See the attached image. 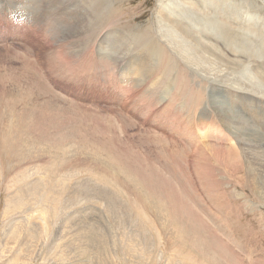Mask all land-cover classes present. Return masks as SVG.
I'll return each instance as SVG.
<instances>
[{
    "label": "rangeland",
    "instance_id": "obj_1",
    "mask_svg": "<svg viewBox=\"0 0 264 264\" xmlns=\"http://www.w3.org/2000/svg\"><path fill=\"white\" fill-rule=\"evenodd\" d=\"M1 1L2 15L9 13L10 4L16 12L26 13L30 23L40 16L51 43L40 42L38 48L33 25L18 27L17 37L12 25L6 30V24H0V45L5 44L0 54L11 53L14 42H19L30 47L34 58L23 60L25 64L6 58L15 63L11 65L0 57V106L3 99L21 94L22 101L12 104L26 111L27 125L30 111L46 108L58 131L67 132L61 138V149L70 151L67 158L84 160V164L74 160L62 170L73 186L79 181L75 187L70 182L67 195L52 193L48 187L49 171L45 169L54 142L52 148L47 143L38 145L47 153L44 160H35L40 163L19 157L0 166V264H264V0H103V14L114 9L121 15L101 32L88 34L87 29L84 35L80 11L90 0ZM91 18L96 21L95 16ZM174 18L193 34L174 27ZM219 24L234 37L225 38ZM87 35L94 39L89 52ZM148 37L169 44V49L180 45L178 53H194L189 55L193 59L197 50L207 63L203 68L181 65L184 74L170 71L167 61L139 46ZM57 52L62 55L59 67L50 68L44 59ZM25 72L44 78L51 95L38 92L44 88L42 80L37 87ZM207 73L212 77H206ZM196 95L201 100L195 106ZM129 98L156 109L149 111L141 104L139 113L148 115L142 122L140 114L137 117L126 109ZM163 108L178 115L185 108L196 109L202 124L194 134L203 143L193 146L194 142L174 140L172 132L168 136L166 123L154 120ZM209 111L219 118L207 115ZM120 112L132 123L121 119ZM55 125L45 127L57 135ZM222 127L224 131L219 132ZM32 148L38 150L35 144ZM57 150L53 148L54 156ZM19 175L32 182L37 178L39 198L35 190L16 192L18 186L9 182ZM12 192L18 197L9 205L16 201L11 207L19 209L5 204ZM18 198L22 199L18 202ZM53 200L59 203L57 211L50 205Z\"/></svg>",
    "mask_w": 264,
    "mask_h": 264
},
{
    "label": "bare ground",
    "instance_id": "obj_2",
    "mask_svg": "<svg viewBox=\"0 0 264 264\" xmlns=\"http://www.w3.org/2000/svg\"><path fill=\"white\" fill-rule=\"evenodd\" d=\"M3 1H1L0 3H2ZM10 2L11 3H13V2H15L14 0H10ZM96 2H98V3H96ZM108 2V1H107ZM106 2V3H107ZM7 3V2H6ZM94 3H96L95 4V9H93V12L92 13H90L89 12V9H91L92 8V5L94 4ZM103 0H92V2H91V0H90V4L89 5H86L81 11H80V14L82 15V22H81V24H80V30H81V32H82V35H84V33H86L87 31V29H88V34H93V33H96V32H98V31H102V29H103V27H108V26H111V25H113L115 22H113L112 23V20L114 19V18H118V16H120L119 15V11L118 10H115V11H113L112 10V12H109V13H104L103 14V12H101L102 10H103ZM189 6H191V5H189ZM4 7V6H3ZM9 7H10V9H9V13L8 14H6V15H2V11H1V9H0V24H3V25H5L6 27H3L4 29H8L7 28V26H8V24H10V25H12L13 26V28H15V31L16 32H14V34L13 35H15V36H17V37H19V33H18V31H19V28L18 27H24V28H26V27H29V26H31V25H33V29L35 30V34H36V37H37V41H35L36 42V46L38 47V48H40L41 47V45L39 44L40 42H45V43H51L50 41H48L47 39H46V36H47V25H46V22L44 21V20H42L41 18H40V16H35L34 18H33V23H30V21L29 20H27V14L26 13H22V12H16L15 11V9H13V8H11V6H10V4H9ZM111 10V9H110ZM12 11H14V12H12ZM105 11H106V9H105ZM162 13V16H165V13H163V12H161ZM93 15V16H95L96 17V21H94L92 18H91V15ZM116 15V17H114ZM167 17V16H166ZM173 17V16H172ZM23 18L25 19L24 21V23H22L23 22ZM179 18V17H178ZM105 19H107L105 22H103ZM174 20H175V24L176 25H174V27L176 26V27H178L179 28V30L181 29L185 34H187V35H189V33H191L192 31H190V30H188V28H186V26H185V24H183V22L180 20V19H177V18H174ZM37 21H38V23H37ZM86 22H87V24H86ZM101 22H103L102 24H101ZM186 23V22H185ZM203 24V23H202ZM188 25V24H187ZM191 26V25H190ZM152 27V26H151ZM150 27V28H151ZM177 28V29H178ZM219 30H220V32L224 35V37L225 38H228V37H230V36H233L234 37V35H232V33L230 32V30H229V28H225V26L223 25V24H219ZM145 30V29H144ZM147 30V29H146ZM100 31V32H101ZM194 31V30H193ZM197 31V30H196ZM196 31H194V33L196 32ZM99 32V33H100ZM143 32V31H142ZM150 32V31H149ZM4 33H7V31L6 32H4ZM98 33V34H99ZM184 33H182V34H184ZM146 34V33H145ZM192 34H193V32H192ZM21 35H22V31H21ZM147 35V34H146ZM180 35V34H179ZM148 36V35H147ZM222 36V35H221ZM11 37V36H10ZM9 37V38H10ZM20 37H24V35L23 36H20ZM144 37V36H143ZM176 37V36H175ZM183 37V36H182ZM223 37V38H224ZM233 37H231V38H233ZM145 38V37H144ZM186 38V37H185ZM136 39H137V36H136ZM135 39V41H137ZM192 39V38H191ZM140 40H142V39H140ZM212 40V39H211ZM2 41V37L0 36V42ZM93 41H94V39L93 40H91L90 39V37H88V35H87V37H86V47H87V49H86V51L88 50V52L90 51V48H91V45H92V43H93ZM133 41H134V39H133ZM206 41V40H205ZM160 42V41H159ZM159 42H157L155 39H153V38H150V37H148V38H146L140 45L138 44V43H136L137 45H139L140 47H145L144 49L146 50V51H148L150 54H153V55H156L157 57H159L160 59H162L163 61H167V68L170 70V71H180L182 74H184V72L180 69V67H181V65H186V66H188L189 68L191 67V66H196L197 68H199V67H202L203 66V64H206L207 62H206V60L204 59V55L203 54H201L199 51H197V50H195L196 51V53H195V59H193V57H191V56H189V55H193L194 53L193 52H195V51H193V52H191V53H193V54H189V55H182V54H179L178 53V49H179V47H180V45H178L179 47H178V49H169V44L167 45V44H165V43H159ZM195 42V41H194ZM207 42H208V40H207ZM22 43V42H21ZM81 43V42H80ZM205 43V42H204ZM2 44H4V43H2ZM0 45V50L1 49H4V48H1L3 45ZM12 44V43H11ZM44 44V43H43ZM5 45V44H4ZM22 44H20L19 42H14V48H13V51L10 53L9 51H7V52H9V53H7V52H4V53H1L0 54V57H1V59L3 58L4 60H9L10 62V64L11 65H13V64H15L12 60H10V59H12L13 58V60L15 61V60H17V61H22L24 64H25V62L24 61H28V62H31V60H32V54H31V49H29L30 47H27V48H24V47H22L21 46ZM46 45V44H45ZM74 45V44H73ZM200 45V44H199ZM29 46V45H28ZM70 46H72V45H70ZM172 46V45H171ZM170 46V47H171ZM208 46V45H207ZM34 47V46H33ZM75 47V46H74ZM73 47V48H74ZM81 47V46H80ZM175 47V46H174ZM181 47H182V45H181ZM206 47V46H205ZM218 47V46H217ZM69 48V47H68ZM177 48V47H176ZM184 48V47H183ZM190 48V47H189ZM210 48V47H209ZM192 48H190L189 50H191ZM203 49H205V48H203ZM219 49V48H218ZM12 50V49H11ZM10 50V51H11ZM38 50V49H37ZM84 50H85V47H84ZM83 50V51H84ZM183 50V49H182ZM192 50H194V49H192ZM205 50H208V48L207 49H205ZM71 51V50H70ZM80 51V50H79ZM187 51V50H186ZM209 51V50H208ZM65 52V51H64ZM211 52V51H210ZM76 53H78L77 52V50H76ZM82 53V52H81ZM83 53H85V52H83ZM204 53V52H203ZM172 54H174V56L172 57L171 55ZM203 55V56H202ZM206 55V54H205ZM219 55V54H218ZM11 56H13V57H11ZM61 54L60 53H52V54H49L48 55V58H46V59H44V61L47 63H49L50 62V65H49V67L50 68H53V67H59V64H58V62H59V59L61 58ZM64 56H65V54H64ZM74 56V55H73ZM72 56V57H73ZM210 56V55H209ZM71 57V58H72ZM78 57V56H77ZM214 57V56H213ZM6 58H10V59H6ZM69 58V57H68ZM70 58V59H71ZM75 58V57H74ZM63 60L62 61H64V58H62ZM70 59H68L69 61H71ZM209 59V58H208ZM24 60V61H23ZM33 60H34V58H33ZM32 60V61H33ZM219 60V59H218ZM16 61V62H17ZM36 61V60H35ZM39 61H41L42 62V60L40 59ZM66 62H67V59L65 60ZM2 62H3V60H2ZM8 62V61H7ZM21 62V63H22ZM104 62H106V61H104ZM4 63H5V61H4ZM3 63V64H4ZM37 63V62H36ZM107 63V62H106ZM68 64V63H67ZM66 64V65H67ZM6 65V64H5ZM36 65V64H35ZM38 65V64H37ZM36 65V66H37ZM63 65H65V64H63ZM173 65H176L174 68H173ZM2 66V65H1ZM62 66V65H61ZM237 66V65H236ZM31 67V66H30ZM11 68V67H10ZM25 69H28V66L26 65L25 67H24ZM33 68H34V66H33ZM66 68V67H65ZM68 68V67H67ZM194 68V67H193ZM203 68V67H202ZM204 68H205V65H204ZM232 68V67H231ZM6 69H7V67H6ZM9 69V68H8ZM173 69H175V70H173ZM208 69V68H207ZM187 70V69H186ZM191 70V69H190ZM206 70V69H205ZM7 71V70H6ZM25 71V70H24ZM194 71V70H193ZM211 72V71H210ZM7 73V72H6ZM26 73V72H25ZM40 73V72H39ZM164 73H166V72H164ZM198 73V72H197ZM204 73V72H203ZM212 73V72H211ZM211 73H207V76L206 77H212V74ZM2 74V73H1ZM27 75H29L28 73H26ZM199 74V73H198ZM5 75V74H4ZM11 75V74H10ZM9 75V77H11ZM46 75V74H45ZM223 76V75H222ZM225 76V75H224ZM224 76H223V78H224ZM263 76V75H262ZM3 77V76H2ZM8 77V76H7ZM205 77V76H204ZM4 78H5V76H4ZM21 78V77H20ZM27 78V77H26ZM209 78H207V79H209ZM29 79L30 80H32L33 82H34V84L35 85H37V87H39L40 86V83H41V80H42V83H43V87L44 88H42V89H38V92L40 91V92H42V93H44V94H48V95H51V93L53 92L52 91V89H51V87H49L48 86V84L46 83V81L44 80V78H42L41 76H37L36 74H32V76L31 75H29ZM10 80H11V78H10ZM14 80V79H13ZM1 81V80H0ZM217 81V80H216ZM222 81V80H221ZM224 81V80H223ZM20 82V81H19ZM9 83V82H8ZM13 83V82H12ZM218 83H219V81H218ZM242 83V82H241ZM11 84V83H10ZM14 84V83H13ZM154 84V83H153ZM217 84V83H216ZM216 84H215V86H216ZM26 84H24V86H25ZM29 85V84H28ZM21 86V85H20ZM219 86V85H218ZM221 86V85H220ZM242 86V85H241ZM7 87V86H6ZM17 87H19L18 85H17ZM5 88V87H4ZM25 88V87H24ZM31 88V87H30ZM33 88V87H32ZM31 88V89H32ZM214 88V87H213ZM231 88V87H230ZM2 89V88H1ZM34 89V88H33ZM32 89V90H33ZM10 90V89H9ZM215 90V89H214ZM6 91V90H5ZM16 91V90H15ZM4 92V91H3ZM7 92V91H6ZM22 92V91H21ZM28 92V91H27ZM35 92L33 91V94H34ZM131 93V92H130ZM158 93V92H157ZM13 94V93H12ZM24 94V93H23ZM154 94H155V92H154ZM3 95V94H2ZM31 95H32V93H31ZM36 95V94H35ZM52 95H54V94H52ZM128 95V94H127ZM25 96H26V94H25ZM39 96V95H38ZM40 96H42V95H40ZM130 96V95H129ZM181 96V95H180ZM186 96V95H185ZM36 97V96H35ZM48 97V96H47ZM54 97V96H53ZM177 97V96H176ZM179 97V96H178ZM29 98V97H28ZM32 98V97H31ZM37 98V97H36ZM45 98V97H44ZM128 98V97H127ZM53 99V98H52ZM58 98H56V100H57ZM125 99V98H124ZM124 99H122V101H121V103H120V107L122 106V102H124L123 100ZM43 99H41V101H42ZM45 100V99H44ZM54 100V99H53ZM200 100H201V97H200V95H196L195 97H194V99L192 100L193 101V103H195V106L196 105H199V103H200ZM16 102V105H17V103L18 102H21L22 101V96H21V94H19V95H16V96H13V97H11V98H9V100H5V99H3L2 100V102H1V106H0V121L2 120V123H0V166L1 167H3V165H10V163H11V161L13 162L14 160H20L19 159V157H21L22 159V161H28V162H32V161H35V160H44L45 158H46V155H47V153L44 151V148H42V147H40V146H38V145H44V146H46L45 144L47 143L48 145H50V147H48V148H52L51 147V143H53L54 142V146H53V148L56 150V149H58L57 150V152H56V155L54 156V151H53V148H52V151L51 150H49V151H51L50 153H49V155H52V156H50L49 157V161H48V167L45 169V170H47V171H49V175H46V176H48V187H49V189H50V191L52 192V193H55V194H60V195H64V194H66V193H68V191H69V186H70V182L71 181H69V179L68 178H70V176L69 175H63L62 174V170H66V169H68L69 168V163L70 162H73L74 160L75 161H78V164L79 165H83L84 164V160H80V159H74V160H69L68 158L70 157H68L67 158V155H68V152H67V150L66 149H61V147L63 148L64 146H63V141L61 140V138L64 136V134H63V132L65 131L66 132V130H63V132L62 131H58L60 128L58 127V125L56 126L55 125V122H54V120L52 119V117H50L49 116V112H48V110H46V108H44L41 112H33V111H30V114L28 113V116H29V120H31V121H29V123H28V125L27 124H25L24 123V121H25V118H27L26 116H27V114H26V111L24 110L23 112H21L17 107H14L15 105H13L12 104V102ZM49 101V100H48ZM188 101V100H187ZM190 101V100H189ZM188 101V102H189ZM38 102V101H37ZM36 102V103H37ZM44 102V101H43ZM46 102V101H45ZM138 102H140L144 107H145V109L146 110H149V111H153V110H155L156 109V106H154V105H150V104H148V103H146V102H144V101H142V100H140V99H138ZM191 102V101H190ZM51 103V102H50ZM60 104V103H59ZM141 104H136V102H135V100L134 99H131V98H129V100H128V103H127V106H126V109L127 110H129V111H132L133 113H136L135 115L138 117L139 115L138 114H140V117H143V118H141V119H143L142 120V122L145 120V119H148V115H143V114H141V113H139V111H140V109H141V107H143V106H141ZM22 105V104H21ZM13 107V108H10V109H8V110H6L8 107ZM61 106V105H60ZM78 106V105H77ZM68 107V106H67ZM56 108V107H55ZM41 109V108H40ZM144 109V110H145ZM6 110V111H5ZM63 110H65V108L63 109ZM120 110V109H119ZM71 111V110H70ZM57 112V111H56ZM65 112V111H64ZM72 112V111H71ZM70 112V113H71ZM223 112V111H222ZM60 113V112H59ZM61 113H63V112H61ZM64 114V113H63ZM62 114V115H63ZM214 114H216L215 112H208L207 113V115H209V116H212V117H215V118H217L218 117V115L216 114V115H214ZM218 114H219V111H218ZM56 115H57V113H56ZM58 115H60V114H58ZM66 115H67V113H66ZM71 115V114H70ZM74 115V114H73ZM197 116H199V113L197 112V110L196 109H194L193 111H191L189 108H185L184 109V112H182L180 115H178L176 112H175V110H164V108L163 109H159V110H157V113L156 114H154V120L155 119H157L158 121H164L165 123H166V125H167V129H168V131L166 132V133H168V136L170 135V133H171V135L172 136H174V140H177V141H180V142H183V144L185 143V144H188V143H193L194 142V145L193 146H196V145H199L202 141L200 140V137L197 135V134H194L197 130H198V128L201 126V124H202V120H198V117ZM221 116V115H220ZM54 117V116H53ZM68 117V116H67ZM66 117V118H67ZM119 117H121V119H123V120H125V121H127L128 123H132L131 122V120H129L130 118L129 117H127V115H125V114H123V113H121L120 112V114H119ZM186 117H188L187 119H185ZM6 118H8L9 119V123L6 121L7 119ZM219 118V117H218ZM63 119H65V118H63ZM71 119V118H70ZM185 119V120H184ZM55 120L57 121V119L55 118ZM67 120H69V119H67ZM66 120V121H67ZM69 122V121H68ZM73 122H74V120H73ZM194 122H195V124H194ZM51 123L53 124V125H55V127H54V129L56 130V131H58V133H57V135L55 134L56 132H54L53 134H55V136L53 135V134H51V132H50V129H49V127H45V126H48V125H50L51 126ZM59 123V122H58ZM63 124V123H62ZM144 124V123H143ZM67 125V124H66ZM65 125V126H66ZM77 125V124H76ZM75 125V126H76ZM80 125V124H79ZM60 126V125H59ZM64 126V127H65ZM74 126V125H73ZM62 127V126H61ZM63 127V128H64ZM70 127V126H69ZM66 128H67V126H66ZM51 129H53V128H51ZM53 129V130H54ZM65 129V128H64ZM68 129V128H67ZM76 129V128H75ZM224 128L222 127V129L219 131V132H223L224 130H223ZM226 129V128H225ZM74 130V129H73ZM73 130H71V131H73ZM52 131V130H51ZM67 131H69V130H67ZM71 131H70V133H71ZM64 132V133H65ZM74 132V131H73ZM225 132H227L226 130H225ZM224 132V133H225ZM233 132V131H232ZM67 133V132H66ZM70 133H68V135L70 134ZM76 133V132H75ZM80 133V132H79ZM165 133V132H164ZM256 133V132H255ZM58 134H62V135H58ZM72 134V133H71ZM247 134H249V133H247ZM67 134H65V136H66ZM76 135V134H75ZM75 135H73L72 134V136L74 137ZM83 135V134H82ZM177 135H184V136H186V137H183V136H177ZM194 135V136H193ZM85 136V135H84ZM68 137H70V135L68 136ZM78 137V136H77ZM81 137V136H80ZM66 138V137H65ZM72 138V137H71ZM76 138V136L74 137V139ZM79 138V137H78ZM157 138H159V139H161V137L160 136H157ZM218 138V137H217ZM70 138H68V140H69ZM73 139V140H74ZM80 139V138H79ZM85 139V138H84ZM88 139V138H87ZM157 140V139H156ZM162 140V139H161ZM170 140H172V137L170 138ZM64 141H66L67 142V140L66 139H64ZM77 141V138L75 139V142ZM79 141H81V140H79ZM86 141V140H85ZM164 141V140H163ZM217 141V140H216ZM78 142V141H77ZM158 142H160V143H162L161 141H158ZM219 142V141H218ZM73 143V142H72ZM82 143V142H81ZM80 143V144H81ZM203 143V142H202ZM211 143V142H210ZM213 143H214V141H213ZM33 144H35L37 147H38V150H35L34 151V149L32 148V145ZM76 145H77V143H76ZM43 146V147H44ZM73 146H74V143H73ZM72 147V146H71ZM76 147V146H75ZM166 146H164V148H165ZM175 147L176 146H174L173 145V149H175ZM181 147H183V146H181ZM67 148H69V147H67ZM95 148V147H94ZM157 148V147H156ZM204 148V147H203ZM217 148V147H216ZM35 149H37V148H35ZM93 149V148H92ZM104 149V148H103ZM179 149V148H178ZM186 149V148H185ZM74 150V149H73ZM72 150V151H73ZM83 150V149H82ZM106 150V149H105ZM200 151H202L201 150V148L199 149ZM199 150H197V151H199ZM69 151V150H68ZM71 151V152H72ZM91 151V150H90ZM94 151V150H93ZM93 151H91V152H93ZM96 151H97V149H96ZM96 151H94L93 153H94V155H98V154H96L95 152ZM101 151V150H100ZM192 151V150H191ZM70 152V151H69ZM74 152V151H73ZM83 152V151H82ZM90 152V153H91ZM99 152V150L97 151V153ZM102 152V151H101ZM118 152V151H117ZM180 152V151H179ZM174 153V152H173ZM173 153H172V155L170 154H168V156H173ZM86 154V153H85ZM88 154V153H87ZM92 154V153H91ZM101 154V153H100ZM177 154V153H176ZM100 156V155H99ZM133 156V155H132ZM176 156V155H175ZM189 157V156H188ZM48 158V157H47ZM85 158H87V157H85ZM98 158V157H97ZM130 158V157H129ZM24 159V160H23ZM71 159V158H70ZM119 159H121V158H119ZM134 159V158H133ZM137 159V158H136ZM103 160V159H102ZM110 161V160H109ZM111 161H114V160H111ZM125 161V160H124ZM36 162V161H35ZM34 162V163H35ZM39 162V161H38ZM38 162H36V163H38ZM45 162H47V160H45ZM85 162H90V161H85ZM120 162H121V160H120ZM27 163V162H26ZM33 163V162H32ZM40 163V162H39ZM91 163V162H90ZM208 163V162H207ZM12 164V163H11ZM28 165H29V163H27ZM31 164V163H30ZM46 164V163H45ZM59 164H60V166H61V168L59 167ZM96 164V163H95ZM100 164V163H99ZM111 164H113V165H116V162H113V163H111ZM28 165H26V166H28ZM35 165V164H34ZM41 165H42V163H41ZM102 165V164H101ZM100 165V166H101ZM12 166V165H11ZM10 166V167H11ZM14 166V165H13ZM37 166V165H36ZM18 167V166H17ZM21 167V166H20ZM35 167V166H34ZM41 167V166H40ZM45 167V166H44ZM96 167V166H95ZM7 168H8V166H7ZM14 168V167H13ZM16 168V167H15ZM37 168V167H36ZM113 168V167H112ZM8 169H10V168H8ZM21 169H22V167H21ZM20 169V170H21ZM2 170V169H1ZM7 170V169H6ZM3 171H5L4 169H3ZM7 171H9V170H7ZM7 171H5V172H7ZM14 171V170H13ZM37 171V170H36ZM35 171V172H36ZM41 171H42V169H41ZM44 171V170H43ZM43 171H42V173H43ZM46 171V172H47ZM142 171V170H141ZM16 172V171H15ZM14 172V173H15ZM17 172H18V169H17ZM27 172H29V171H27ZM39 171H37V173H38ZM1 173H3V172H1ZM0 173V174H1ZM12 172H8V174H11ZM14 173H12V175H14ZM36 173V174H37ZM40 173V172H39ZM89 173L91 174V172L89 171ZM6 174V173H5ZM5 174H3V177H4V175ZM25 174H27V173H25ZM30 174H31V172H30ZM34 174V173H33ZM89 174V175H90ZM94 174V173H93ZM16 175H17V173H16ZM23 175V174H22ZM22 175H19L20 177H17V178H15V180L13 179L11 182H9L11 185L13 184V186H18V187H16V188H14V189H17L16 190V192L17 193H21L25 188L26 189H29V191L30 190H35V195L38 197L39 196V194H40V192H39V186H38V184H40V183H38L37 181V178L35 179V182H32L31 180L29 181V180H27V177H22ZM28 175V174H27ZM35 175V174H34ZM38 175V174H37ZM43 175V174H42ZM6 176H8V175H6ZM5 176V177H6ZM11 176V175H10ZM9 176V177H10ZM29 176V175H28ZM31 176V175H30ZM32 177H34L33 175H32ZM92 177V176H91ZM7 178V177H6ZM5 178V180H7ZM29 178V177H28ZM97 178V177H96ZM29 179H31V178H29ZM77 179V178H76ZM34 180V179H33ZM37 180V181H36ZM43 180V179H42ZM45 180V179H44ZM81 181V180H80ZM94 181V180H93ZM96 181V180H95ZM2 182H4V181H2ZM42 182V181H41ZM45 182H47V181H45ZM74 183L75 182H77V181H73ZM86 182V181H85ZM42 183H44V182H42ZM78 184H79V181L77 182ZM81 183V182H80ZM94 184H96L95 182H93ZM4 184H6V182L4 183ZM71 184H72V182H71ZM76 184V183H75ZM75 184H74V186H73V184H72V186L73 187H75ZM78 184H76L77 186H78ZM87 184V183H86ZM91 184V183H90ZM71 186V187H72ZM80 186V185H79ZM95 185H93V187H94ZM12 187V186H11ZM48 187L46 188V187H44V188H46L47 190H48ZM82 187V188H81ZM81 187L79 188V189H81V190H83L84 188H85V186H84V188H83V186L81 185ZM87 187V186H86ZM9 188V187H8ZM13 188V187H12ZM87 188H89V187H87ZM86 188V189H87ZM95 188V187H94ZM7 189V188H6ZM85 189V191L88 193L89 192V190L87 191ZM8 190V189H7ZM6 190V191H7ZM11 190V189H10ZM9 190V191H10ZM73 190V189H72ZM14 191V190H13ZM41 191H43V190H41ZM45 191V190H44ZM76 191V190H75ZM24 192H25V190H24ZM31 192V191H30ZM72 192H74V191H72ZM71 192V193H72ZM82 192V191H81ZM91 192V191H90ZM98 192V191H97ZM33 193V192H32ZM49 193V192H48ZM78 193H80V192H78ZM34 194H32V196L34 195ZM44 194V193H43ZM46 194H47V191H46ZM46 194H44V196L45 197H42V198H46ZM89 195H90V193H88ZM9 195V194H8ZM14 195H16L15 193H13L12 192V195L10 194L9 196H11V197H9L10 199H8L7 197V199L9 200V201H6L7 199H5V204H6V206L7 207H9L10 205H9V203H12L13 201H14V198L15 199H17L16 197H18V195H16L15 197H14ZM22 195V194H21ZM67 195V194H66ZM72 195V194H71ZM88 195V196H89ZM93 194L91 193V196H92ZM25 196V195H24ZM29 196H30V194H29ZM42 196V195H41ZM41 196H40V198H41ZM53 196V195H52ZM70 196V195H69ZM73 196V195H72ZM75 196V195H74ZM81 196V195H80ZM20 197V196H19ZM26 197V196H25ZM35 197V196H34ZM49 197V196H48ZM60 197V196H59ZM23 198V197H22ZM21 198V199H22ZM39 198V197H38ZM38 198H37V200H38ZM52 197H50V199H51ZM20 199V200H21ZM24 199V198H23ZM55 199H56V197H55ZM58 199V198H57ZM112 199H114V198H112ZM111 199V200H112ZM19 200V198H18V202L20 201ZM36 200V199H35ZM40 200V199H39ZM38 200V201H39ZM46 200V199H45ZM44 200V201H45ZM37 201V202H38ZM40 201H42V199L40 200ZM48 201V200H47ZM46 201V202H47ZM23 202V201H22ZM36 202V203H37ZM43 202V201H42ZM15 204H18L16 201L14 202ZM13 203V204H14ZM30 203V202H29ZM28 203V204H29ZM117 203V202H116ZM13 204H11V206H13ZM23 204V203H22ZM118 204V203H117ZM25 205V204H24ZM50 205H51V207L53 208V210H56L57 211V209H58V206H59V203L57 202V200H53V201H50ZM10 206V207H11ZM16 206V205H15ZM118 206H119V204H118ZM117 206V207H118ZM7 207H6V209H7ZM17 207H18V205H17ZM25 207H27V205H25ZM16 208V207H15ZM15 208H13V207H11V209H15ZM24 208V207H23ZM35 208V207H34ZM44 208V207H43ZM116 208V207H115ZM10 209V208H9ZM9 209H7L6 211H8ZM16 209H19V208H16ZM44 209H46V208H44ZM24 210H26V208L24 209ZM23 210V211H24ZM16 211L17 210H15V213H16ZM29 211V210H28ZM120 211H121V209H120ZM190 211V210H189ZM9 212V211H8ZM11 212H12V210H11ZM31 212V211H30ZM37 212V211H36ZM52 212V211H51ZM100 212V211H99ZM115 212V211H114ZM23 213V212H22ZM111 213V212H110ZM109 213V214H110ZM20 214V213H19ZM29 214V213H28ZM52 214V213H51ZM121 214V213H120ZM123 214V213H122ZM18 215V214H17ZM53 215V214H52ZM103 215V214H102ZM189 215V214H188ZM106 216V215H105ZM191 216V215H190ZM27 217V216H26ZM46 217V216H45ZM28 218V217H27ZM47 218V217H46ZM49 218V217H48ZM106 218V217H105ZM125 218V217H124ZM189 218V217H188ZM45 219V218H44ZM114 222V221H113ZM51 223V222H50ZM196 224V223H195ZM99 225V224H98ZM102 225H103V223H102ZM97 226V225H96ZM121 226H122V224H121ZM100 228V227H99ZM198 228V227H197ZM183 230V229H182ZM196 230V229H195ZM31 231V230H30ZM36 231V230H35ZM47 231H49V230H47ZM116 231H117V229H116ZM32 232H34V231H32ZM116 233V232H115ZM118 233V232H117ZM48 234V233H47ZM37 235V234H36ZM40 235H42V234H40ZM35 236V235H34ZM117 236V235H116Z\"/></svg>",
    "mask_w": 264,
    "mask_h": 264
}]
</instances>
